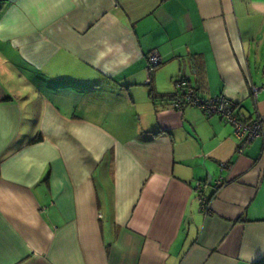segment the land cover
<instances>
[{
	"label": "crops",
	"instance_id": "obj_1",
	"mask_svg": "<svg viewBox=\"0 0 264 264\" xmlns=\"http://www.w3.org/2000/svg\"><path fill=\"white\" fill-rule=\"evenodd\" d=\"M177 76L264 114V0H5L0 264H264V138Z\"/></svg>",
	"mask_w": 264,
	"mask_h": 264
},
{
	"label": "built area",
	"instance_id": "obj_2",
	"mask_svg": "<svg viewBox=\"0 0 264 264\" xmlns=\"http://www.w3.org/2000/svg\"><path fill=\"white\" fill-rule=\"evenodd\" d=\"M160 56L156 51H151L147 56L145 66V84L150 85L152 74L156 66L160 64ZM173 95L171 97V107L175 110H183L187 107H196L201 109L205 115H218L222 120L232 126V132L237 140L239 149H242L257 137L264 138V114H256L250 120L242 119L237 111V104L229 98L218 95L204 98L198 91L191 86L188 79L184 76H177L172 80ZM264 87L251 85V93L256 97L257 93ZM225 182L217 180L214 183V189L217 190ZM197 191H201L200 185H197ZM201 210L209 212V199L201 198Z\"/></svg>",
	"mask_w": 264,
	"mask_h": 264
},
{
	"label": "trees",
	"instance_id": "obj_3",
	"mask_svg": "<svg viewBox=\"0 0 264 264\" xmlns=\"http://www.w3.org/2000/svg\"><path fill=\"white\" fill-rule=\"evenodd\" d=\"M4 2H5V0H0V9L2 8ZM172 95H173V93H172ZM172 95H171V97H172ZM34 140L36 141L37 139H32L31 142H33Z\"/></svg>",
	"mask_w": 264,
	"mask_h": 264
}]
</instances>
